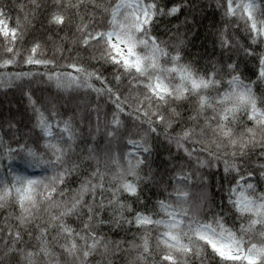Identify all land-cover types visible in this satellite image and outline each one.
<instances>
[{"label":"snow or ice","instance_id":"obj_1","mask_svg":"<svg viewBox=\"0 0 264 264\" xmlns=\"http://www.w3.org/2000/svg\"><path fill=\"white\" fill-rule=\"evenodd\" d=\"M0 98V264H264V0H0Z\"/></svg>","mask_w":264,"mask_h":264},{"label":"trees","instance_id":"obj_2","mask_svg":"<svg viewBox=\"0 0 264 264\" xmlns=\"http://www.w3.org/2000/svg\"><path fill=\"white\" fill-rule=\"evenodd\" d=\"M205 2H207V0H205ZM210 14L211 13L209 11V16H210ZM204 35H205L204 31L201 30V35H200V37L197 38L196 45L198 48H200L202 45L206 46L208 48V50L211 51V42L205 41L203 38ZM201 50H203V48H201ZM8 99L12 101V105L14 106L16 103L15 98L9 96ZM0 105L3 106V108H0V111H3L4 109H7L9 107V105L5 102V100L3 98H0ZM5 114H7V113L5 112ZM0 218H2V210H0ZM117 264H119V262H117Z\"/></svg>","mask_w":264,"mask_h":264}]
</instances>
